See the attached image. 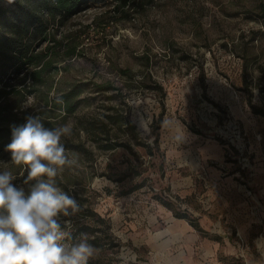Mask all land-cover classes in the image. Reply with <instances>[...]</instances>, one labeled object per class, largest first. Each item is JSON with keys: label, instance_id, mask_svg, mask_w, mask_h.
<instances>
[{"label": "rangeland", "instance_id": "rangeland-1", "mask_svg": "<svg viewBox=\"0 0 264 264\" xmlns=\"http://www.w3.org/2000/svg\"><path fill=\"white\" fill-rule=\"evenodd\" d=\"M137 1L126 13L90 2L60 28L80 34V51L58 73L120 86L138 134L151 145H136L134 153L122 146L97 150L98 170L122 175L132 162L140 172L120 181L95 174L94 195L72 187L110 221L119 241L115 252L108 248L112 262L189 264L191 257L208 263L205 250L189 252L179 233L170 234L165 211H180L197 221L200 229L192 227L202 239L211 226L224 235L221 244L234 245L235 252L216 250L219 262L264 264V0ZM92 93L88 86L81 91L80 111L96 105ZM39 104L28 94L24 106L31 113ZM207 142L219 157L203 156ZM68 154L76 160L72 168L89 171L84 157ZM4 155L0 170L21 179Z\"/></svg>", "mask_w": 264, "mask_h": 264}, {"label": "trees", "instance_id": "trees-1", "mask_svg": "<svg viewBox=\"0 0 264 264\" xmlns=\"http://www.w3.org/2000/svg\"><path fill=\"white\" fill-rule=\"evenodd\" d=\"M90 2L111 3V8L126 13L138 1L13 0L9 3L8 0H0V151L10 157V153L5 151L11 140L10 126L24 123L28 115H39L49 127H54L57 121L64 123L67 117L72 116V134L63 138L62 142L67 153L84 157L90 169L87 172L79 167H68L57 179L59 186L82 204L80 214L69 218L70 227L91 234L90 242L100 247L89 264H118L117 261L112 262L115 257L109 253V250L115 252L113 246L119 245L110 232V221L93 209L89 195L79 193L72 185H78V189L94 195L96 189L91 186V179L95 174H105L120 181L132 172H140L132 162L122 175L98 170L94 164L97 150L107 151L122 146L134 153L136 145L149 148L151 145L138 134L130 116V105L126 96L121 95L120 86L111 81L76 80L65 71L58 73L60 67H67L65 61L80 51V34H69L60 28ZM120 71L129 74L128 67H121ZM86 86L93 92L90 97L97 98V103L91 109L80 111L84 99L81 91ZM28 94L40 103L31 113L28 106H24ZM153 140L157 143V137ZM15 172H21L20 178H23L21 168L18 167ZM164 203L171 207L169 200ZM173 214L186 216L180 211ZM188 220L200 229L194 218L188 217ZM120 264L136 263L128 261Z\"/></svg>", "mask_w": 264, "mask_h": 264}, {"label": "clouds", "instance_id": "clouds-1", "mask_svg": "<svg viewBox=\"0 0 264 264\" xmlns=\"http://www.w3.org/2000/svg\"><path fill=\"white\" fill-rule=\"evenodd\" d=\"M10 127L5 151L24 175L0 170V264H89L99 249L86 233L73 235L66 218L81 205L57 183L76 163L62 142L72 134L70 124L49 127L39 115H28Z\"/></svg>", "mask_w": 264, "mask_h": 264}, {"label": "crops", "instance_id": "crops-1", "mask_svg": "<svg viewBox=\"0 0 264 264\" xmlns=\"http://www.w3.org/2000/svg\"><path fill=\"white\" fill-rule=\"evenodd\" d=\"M203 156L206 157H213V156H220V150L216 148V145L214 143H205L201 147ZM206 171H209L208 167L206 168ZM214 174V173H213ZM218 191L221 192V187H218ZM222 208H225V206L221 202ZM224 211V210H223ZM226 214V219L231 220L232 216L229 213L224 212ZM165 217L170 220V226H169V232L172 234V236L175 235V237L182 240L183 245L186 247V249L190 252V250H194V247H201L203 250H205L206 254L210 256V261L206 264H225L223 262H219L216 258H214L215 252L218 248H223L225 252H235V247L233 244H225L224 242L221 244V240L223 239L224 235L220 234L213 229H211V226H209L208 231H210L209 236H205L203 239L192 227V224L186 218L184 217H177L174 214H172L170 211H165ZM204 221H210L209 218H205ZM214 221V220H213ZM214 223V222H213ZM214 225V224H213ZM194 229V230H193ZM206 229V228H205ZM216 232V233H215ZM179 233V237L176 236V234ZM177 238L169 239L168 243L176 242ZM191 257H188L187 261L189 264H203V263H195L190 262Z\"/></svg>", "mask_w": 264, "mask_h": 264}]
</instances>
